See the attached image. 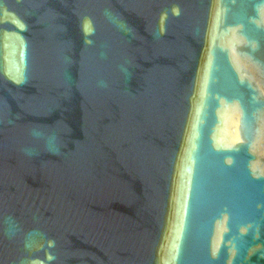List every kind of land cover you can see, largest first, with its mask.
<instances>
[{
    "label": "water",
    "instance_id": "obj_1",
    "mask_svg": "<svg viewBox=\"0 0 264 264\" xmlns=\"http://www.w3.org/2000/svg\"><path fill=\"white\" fill-rule=\"evenodd\" d=\"M0 264H264V0H0Z\"/></svg>",
    "mask_w": 264,
    "mask_h": 264
}]
</instances>
